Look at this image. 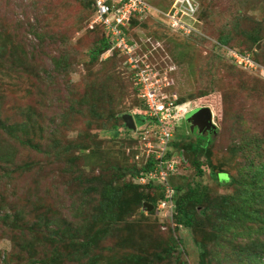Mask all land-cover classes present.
Masks as SVG:
<instances>
[{
	"label": "rangeland",
	"instance_id": "obj_1",
	"mask_svg": "<svg viewBox=\"0 0 264 264\" xmlns=\"http://www.w3.org/2000/svg\"><path fill=\"white\" fill-rule=\"evenodd\" d=\"M170 1L153 0V3L163 9L164 6L169 5ZM195 1L199 4L201 2L206 16L203 19L204 22L200 21L198 15L194 16L192 22L189 21L190 26L194 28L191 32L187 29L188 33L182 32L180 36H176V31L172 32L163 24L166 17L159 11L152 10L149 15L145 14L140 17L142 24L134 32L132 30V36L128 38L137 40L139 51L143 48L147 50V47H152V45L157 48L158 50L151 54L149 61H156L158 68L162 67V62L174 67L173 70L176 72L173 76V88L172 84L169 88L172 91L175 90L179 97L188 98L184 104L189 111L192 112L202 106L212 108L214 123L217 125L216 131L202 125H196L191 131L187 121L189 112L177 123L176 133L170 141V146L173 141H178L179 145L189 138L197 142L209 141L213 138L210 144L214 152V161L226 160L232 164L234 161L230 160L227 152L231 149L232 134H234L232 125L234 126L236 118L247 120L255 130L264 134V80L256 76L257 71L254 68L253 73L244 71L235 65L230 57L232 56L231 51H237L240 46L249 49L252 45L250 48L252 52L264 49V0ZM79 7L77 0H0V42L5 41L8 49L13 44H17V55H26L29 68L33 72L30 74L22 69L23 72L19 74L18 69L23 68L22 58L5 55L8 60L15 62L11 60L14 59L19 65H11L10 68V63L6 66L0 64L1 119L10 123H19L29 118V109H35L36 114L32 115L33 119L39 122L38 125L41 128L44 126L49 132L51 125L61 120V112L67 105L68 98L71 97L69 94L83 96L85 92L91 91L88 86L104 79L103 64L100 61L93 66L89 64L88 50L94 42V36L88 32V29L92 28L89 27L90 24L88 25L89 21L80 20ZM156 16L164 17V19H158ZM203 27L206 29L204 33L201 31ZM254 30H258V34L262 36L256 45L248 43L250 41L249 32ZM196 31H201L206 37H187ZM43 32L47 34L41 41L38 34H43ZM225 32H231L233 38L228 46L230 53L227 52L226 47L220 46L218 39V33ZM152 35L161 39H154ZM9 37L11 38L7 40ZM249 52L251 53L250 50ZM3 53L4 50L0 52V60ZM111 53L112 50L105 52L102 58ZM62 54L66 55V62L60 70L56 71L53 68V57ZM124 54L128 55L125 51ZM128 58L129 55L124 59L117 57L115 70L121 72L124 84L116 88L114 104H109L110 101L107 98L103 103V108L109 104L118 113H132L135 108H139L140 100L127 78L130 75L132 77L130 72L133 71ZM202 91L209 93L212 97H217L220 103L221 121L211 105H202L198 100L195 102L190 99L191 95H198ZM197 102H199L198 105ZM72 112L75 114L73 122L78 127L67 130L63 128L62 135L65 143L71 142L75 146L81 136V128H86L88 132L86 136L92 135L94 138L92 150L84 149L82 152L76 150L74 155L79 157L75 163L71 164L70 161L65 160L64 163L58 161L59 163L48 165L41 155L28 147L22 148L21 146L18 147L17 160L23 163L35 157V160H41L43 168H35L29 172L15 170V172L6 173L0 161V264H31L29 263L30 255L41 257L44 250L48 252L52 250L55 244L54 231L56 228L46 229L44 227L41 229L43 233L38 234L37 230H33L32 227L43 215L62 217L66 219L65 221L75 220L78 214L74 203L80 201L81 194L83 195L77 175L83 174L94 185L96 182L90 179L94 174L101 171L109 172L108 174L111 175V172H118L114 169L116 166L133 164L128 152L134 147V142H129V138L135 136L131 132H124L125 129H129L126 125L121 128V135L115 136L110 133L111 131L101 128L97 116L90 123L87 121L84 123L82 114ZM134 118L137 125L142 126L138 118ZM200 124L205 125L206 122L201 121ZM242 137L237 136L238 141ZM49 144L52 145V142ZM171 149L173 157L183 161V164L179 166L181 168H178L181 174L177 175L181 177H170L169 179L170 183L173 180V182L183 184V188L180 191L175 189L173 194L171 221L168 222L165 217L166 210L151 213L154 209L148 210V207L144 206V203L148 201H144L129 219L130 224L121 226L115 239L106 238L107 240L102 242L100 247L104 248V251L100 253L103 256L109 255L110 247H113L114 253L123 254V257L137 254L139 246L143 244L141 233L150 231L148 228V223H150L153 224L156 235H163L166 240L179 238L182 260L188 264L199 263V247L192 230L175 223L176 199L186 190V181L206 186L212 196L233 193L235 186L225 182L227 177L224 174L220 177L225 179L210 175L208 167H206L204 176H197L190 163V154L187 150L179 146H172ZM2 150L5 149L2 147ZM244 157L245 155H239L238 158L243 160ZM130 178L128 175L125 180ZM4 214L11 216L7 217ZM14 218L23 227L13 226ZM43 234L50 240L37 239V235ZM260 237L264 238V234H260ZM125 238L128 240L122 242L124 243L121 244L123 249L115 247L116 239L124 240ZM240 240L245 241L246 239L241 238ZM19 242L22 243L20 247L23 249L18 247ZM14 245H16L15 248ZM21 249V258L17 256L18 259H12ZM37 251L38 254H36ZM173 259L175 260L167 256L164 259L156 258L154 263L174 264ZM83 262L66 264H83ZM126 264L139 263L130 261Z\"/></svg>",
	"mask_w": 264,
	"mask_h": 264
},
{
	"label": "trees",
	"instance_id": "obj_2",
	"mask_svg": "<svg viewBox=\"0 0 264 264\" xmlns=\"http://www.w3.org/2000/svg\"><path fill=\"white\" fill-rule=\"evenodd\" d=\"M77 1L80 5V20L87 19L88 22L94 13V1ZM150 1L153 3V0ZM172 2L173 0L166 6L160 5L164 6L163 9H168ZM199 7L197 15L200 21L204 22L203 19L206 16V12L201 2ZM140 17L141 15H133V22H130L125 27L129 38L134 30L142 24ZM156 17L164 19V17ZM163 24L171 30L166 20ZM88 30L94 36V42L88 50L89 64L93 66L100 61L105 68L102 71L104 79L88 86L91 91L85 92L83 96H74V93L69 94L71 97L68 98L67 105L61 112V120L52 124L49 132L44 126L41 128L38 125L39 122L33 119L32 115L36 114L35 109H29V118L19 123H10L0 118V161L3 163L1 164L2 167L6 169V173L15 172V170L29 172L35 168H43L41 160H35V157L20 163L17 160L19 146L22 148L28 147L33 152L41 155L44 162L48 165L59 163L58 161L64 163L65 160L70 161L71 164L75 163L79 157L74 155L76 150L81 152L84 149L92 150L94 138H92V135L86 136L88 133L86 128L80 129L82 137H79L75 146L71 142L65 143L62 135L63 128L67 130L78 127L73 122L75 114L72 111L76 112V114H82L84 123L85 121L90 123L97 116L101 128L111 131L110 133L115 136L121 135V128L125 126L123 120L125 113L116 112L109 104H114L113 101L117 94L116 88L124 84L121 72L115 70L117 57L124 59L127 55L124 54L122 48L113 47V40L103 25L98 24ZM204 30L206 31L205 27L201 31L204 33ZM201 31L193 32L187 37H206L205 34L202 35ZM43 34H38L41 37V41H43V36L47 33L43 32ZM180 34L181 32H175L176 36H180ZM152 37L161 39L155 35H152ZM218 39L220 46L226 47L227 52L230 53L228 46L233 39L231 32L218 33ZM248 39L250 40L248 41L249 44L251 42L256 45L262 39V36L258 34V30H254L249 32ZM130 42H132L131 39ZM110 48H113L111 55L102 58L103 54ZM250 48H252V45H250ZM250 48L247 49L240 46L237 51L248 55L257 64L255 69L257 75H255L264 80L260 70L264 68V49L252 52ZM2 50H4V53L1 55L0 64L6 66L10 63V68L11 65L16 66L18 64L16 60L11 59L15 61L12 62L5 57V55H14L19 59L22 58L21 66L23 68H19L18 73L21 74L23 71H27L33 74L27 63L26 55H17V44H13L8 49L5 41L0 42V52ZM230 57L234 62L232 56ZM66 58L65 54L54 56V70H60L66 62ZM162 64L161 68L165 69L167 65L163 62ZM235 65L244 71L253 73L252 68L237 63ZM133 72H130L132 77L130 75L127 78L130 80L132 88L140 100L141 104L138 107L145 108L143 100L139 97V87L133 79ZM175 72L173 70L170 73L171 81L174 80ZM107 98L110 103L103 108V103ZM190 99L195 102L198 100L202 105H211L216 111V116L221 121L220 103L216 96L212 97L209 93L202 91L198 95H191ZM187 100L188 98L179 97L176 102L184 103ZM199 102H197V105ZM225 110L227 111V108ZM134 117H137L142 125L144 124V117L137 114ZM234 122V126L232 125L234 132L232 134L233 141L231 149L227 152L230 160L234 161L232 164L226 162V160L214 161V152L210 144L213 138L209 141L199 142L189 138L179 145L178 141L172 142V146L185 148L190 154V163L194 167L197 176H204L206 167H208L210 175L225 179L220 177V175L224 174L227 177L225 182L235 186L233 193L212 196L206 186L191 184L190 181H186V190L176 199L174 206L175 223L179 226L184 225L192 230L200 252L198 264H264V238L260 237V234H264V134L255 130L253 125L243 118H236ZM139 127L141 128L136 123V129ZM32 131H37L40 134ZM135 131L125 129L124 132H131L135 136ZM189 132L191 133V131ZM239 135L243 137L238 141L237 136ZM130 141L134 142L135 146L138 139L136 137L129 138ZM49 142H52V145ZM2 147L5 149L4 151ZM136 151L133 147L128 152L129 157L133 160L132 165L116 166L114 169L118 172H111V175L108 174L109 172L100 171L98 174L91 176L92 182H96L94 185L83 174L76 176L80 181L83 192V195L81 194L82 199L74 203L78 215L75 216V220L67 221L62 217L57 218L50 215L40 217L41 219L36 222L37 224L33 225V227L31 226L32 229L37 230L38 234H42V228L52 229V227H55V244L50 252L44 250L41 257L30 255L29 263L66 264L68 262L84 261L83 264H126V262L135 261L139 264H155L156 258L164 259L167 256V258H175V260L173 259L174 264H188L180 257L179 238L166 240L163 235H156L154 226L150 223H148L150 231L141 233L143 244L139 246L137 254L123 257V254L114 253L113 247L109 248L111 252L108 256H103L100 253V251H104V248L100 247L102 242L106 238L115 239V235L119 234L121 226L130 224L129 219L143 205L144 201L154 204V210L151 212L154 213L158 211L159 202L165 198L164 184L157 179H150L145 183H138L133 179L134 177L146 176L156 165L153 158L136 160L134 158ZM239 155H245L244 159L240 160L238 158ZM171 156H173L172 149L169 150L166 157ZM181 164H183V161L180 159L177 167L179 168ZM232 170H235V172H232ZM180 174L181 172L178 170L170 177L178 178L181 177L177 176ZM128 175L131 178L125 180ZM182 177L185 178L184 176ZM171 183L172 187L177 191L183 188V184L173 182V180ZM4 215L7 217L11 216L8 214ZM14 219L13 226L23 227L16 218ZM167 221L170 222L171 217H168ZM241 238L246 240L241 241ZM37 239L41 241L42 239L44 241L50 240L44 234L37 235ZM125 240H128V238L124 240L116 239L115 247L123 249L121 244H124L122 242ZM16 245H14V248ZM20 246H22V243L18 247ZM22 249L16 252L14 258H10L18 259ZM36 254H38V251Z\"/></svg>",
	"mask_w": 264,
	"mask_h": 264
},
{
	"label": "built area",
	"instance_id": "obj_3",
	"mask_svg": "<svg viewBox=\"0 0 264 264\" xmlns=\"http://www.w3.org/2000/svg\"><path fill=\"white\" fill-rule=\"evenodd\" d=\"M94 13L89 20V27L101 24L109 32L113 47L117 46L129 55V64L133 72V79L139 87V97L145 108H135L133 115H141L145 122L135 131L138 139L134 148L137 150L136 160L153 158L155 168L146 176L137 177L138 183H145L150 179H157L164 184L165 198L159 202L158 211L166 210V218L173 212L175 188L169 182L170 176L178 171L179 160L173 156L166 157L171 149L170 141L174 138L177 123L185 118L189 112L184 103H177L179 96L170 90L172 84L170 73L174 67L168 65L165 69L158 68L157 62H150L151 54L157 48L147 47L137 50V40L127 36L125 27L132 21L133 15H149L157 10L166 17L169 28L176 32L188 33L194 30L189 21H193L199 11V3L195 0H173L168 9H162L150 0H93ZM161 14V15H162ZM151 40V39H150ZM147 43V42H145ZM155 43V42H154ZM110 48L108 51H111ZM127 55V56H128ZM235 63L249 68H257V64L248 56L237 51H231ZM264 77V68H261ZM130 151V150H129Z\"/></svg>",
	"mask_w": 264,
	"mask_h": 264
},
{
	"label": "water",
	"instance_id": "obj_4",
	"mask_svg": "<svg viewBox=\"0 0 264 264\" xmlns=\"http://www.w3.org/2000/svg\"><path fill=\"white\" fill-rule=\"evenodd\" d=\"M123 120L125 122V125L129 129L136 130V121L132 113H125L123 115ZM187 121L189 123L191 131L194 130L196 125H202L204 127L207 126V128H211L214 131H216L217 125L214 123L213 111L210 106H202V107L197 108L196 110L194 109L192 112H190V115L188 116ZM201 121H205L206 124L205 125L200 124ZM184 153L186 154V157L189 156L187 152H184ZM144 206H147L148 210L150 211L154 209V204L151 202H145Z\"/></svg>",
	"mask_w": 264,
	"mask_h": 264
},
{
	"label": "clouds",
	"instance_id": "obj_5",
	"mask_svg": "<svg viewBox=\"0 0 264 264\" xmlns=\"http://www.w3.org/2000/svg\"><path fill=\"white\" fill-rule=\"evenodd\" d=\"M198 108H199V107H198ZM189 112H191V111H189ZM189 112H188V113H189ZM188 113H187V114H188ZM187 114H186V115H187ZM133 116H134V115H133Z\"/></svg>",
	"mask_w": 264,
	"mask_h": 264
}]
</instances>
